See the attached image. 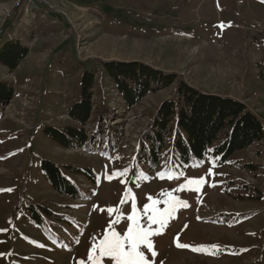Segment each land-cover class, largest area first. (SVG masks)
<instances>
[{"label": "rangeland", "instance_id": "rangeland-1", "mask_svg": "<svg viewBox=\"0 0 264 264\" xmlns=\"http://www.w3.org/2000/svg\"><path fill=\"white\" fill-rule=\"evenodd\" d=\"M51 1L54 10L45 12L19 7V0H0V50L7 43L20 42L29 51L15 69L0 60V81L10 89L0 117V190L11 189L0 191V264H79L81 260L90 264L92 245L112 230L123 235L131 223L127 220L131 200L121 203L128 188L143 225L148 223L143 205L151 203L149 196L164 201L171 192L188 204L177 205L160 229L163 234L151 238L156 257L142 248L150 264H264V138L223 165L209 155L188 169L175 170L163 159L157 170H151L138 159V140L159 105L175 96L178 79L127 107L103 64L139 61L178 74L203 92L243 101L264 122V2ZM86 71L94 72L97 81L94 111L84 126L89 140L85 146L66 148L47 135L46 127L82 128L68 112L79 99ZM101 102L115 110L113 117L103 110L107 125L101 127L110 132L109 146L104 136L94 133L95 125L103 123L97 120ZM170 142L167 137V149ZM42 160L90 168L95 180L71 174L84 194L63 195L45 179ZM141 165L146 168L139 170ZM125 168L127 176L107 179ZM158 172L174 178L160 179ZM200 178L203 184L175 191L180 184ZM197 187L199 191L194 190ZM31 202L70 219L53 227L60 245L30 223L27 204ZM156 207L163 209L165 204ZM108 208L113 209L111 214ZM248 211L256 213L235 219ZM177 244L209 247L192 251ZM103 264L113 262L105 259Z\"/></svg>", "mask_w": 264, "mask_h": 264}, {"label": "trees", "instance_id": "trees-1", "mask_svg": "<svg viewBox=\"0 0 264 264\" xmlns=\"http://www.w3.org/2000/svg\"><path fill=\"white\" fill-rule=\"evenodd\" d=\"M11 25L12 22L5 31ZM28 52V48L20 42L7 43L0 50V60L7 67L15 69ZM103 64L105 75L115 83L127 107L137 105L150 92L169 86L178 79L175 96L159 105L138 140V159L151 170H157L163 159L172 163L175 170L188 169L209 155L218 157L219 164L223 165L237 152L264 138V122L237 98L203 92L178 74L164 72L143 62L106 61ZM96 84L94 72L86 71L81 77L79 99L69 108V116L82 128L70 126L60 130L46 127L47 135L63 147L85 146L89 140L84 126L94 111L92 96ZM9 96L10 89L6 82L0 81V117L2 106ZM103 110L114 116V108H107L101 102L97 109V120L103 123L95 125L94 133L97 132L99 137L104 136L103 141L109 146L110 132L104 130L107 122ZM167 137L171 139L169 149L166 148ZM245 166L254 169L250 164ZM40 167L45 179L57 192L73 198L82 197L84 191L79 180L72 178L71 174L85 175L92 182L95 180V173L90 168L60 166L50 160H42ZM144 167L141 165L139 170ZM27 209L30 223L41 228L54 244L60 245V237L55 234L53 227L58 222L70 223V219L43 204L31 202L27 204ZM255 213H241L235 219L240 221Z\"/></svg>", "mask_w": 264, "mask_h": 264}, {"label": "snow or ice", "instance_id": "snow-or-ice-1", "mask_svg": "<svg viewBox=\"0 0 264 264\" xmlns=\"http://www.w3.org/2000/svg\"><path fill=\"white\" fill-rule=\"evenodd\" d=\"M262 2H264V0H262ZM116 159L120 158L117 157ZM212 163L214 166L215 161H212ZM128 173L129 169L127 168H125L123 171H113L111 175L107 176V179L111 181L117 176H127ZM208 174L212 175L211 168L209 169ZM166 175L167 174L165 172L157 173V177L160 179H164ZM142 176L143 173L140 174V177ZM179 176L182 177L183 173H179ZM140 177H137V179ZM167 178L173 179L174 177L167 175ZM204 182V178L190 179L187 181V183L180 184V186L175 189V191L180 192L188 188L189 185H200ZM121 183H125V181L121 180ZM194 190L199 191V188L197 187ZM0 191H11V189ZM123 195L125 199L121 201L122 204H127L129 200H131V214L127 216V220L131 221V223L123 235L115 230H112L104 235L103 239L100 240L98 245L94 243L87 256V261L90 262V264H103L105 259L113 262V264H150V261L146 257L145 251H143L142 248L151 252V256L153 258L156 257L158 253L154 250V243L151 238L153 236L163 234L160 229L164 228L169 219L173 217V213L177 210V205L181 207H188L187 201L173 197L171 192L167 193L169 199L164 201L153 200V198L149 196L148 200L151 201V203H145L143 205V215L147 219L148 223L147 225H143L141 220L137 218V204L131 188L126 189ZM161 203L165 204V207L163 209H158L156 206ZM112 212L113 209L108 208V213L111 214ZM149 213H151V215H149ZM115 222H119V220ZM153 225H157L158 227L153 228ZM177 246L181 248H191L192 251H204L209 247L206 245L193 247L185 244H177ZM210 247L215 249L216 245H212ZM97 249L98 254H95L97 253ZM79 264H85V261L81 260ZM152 264H154V261Z\"/></svg>", "mask_w": 264, "mask_h": 264}, {"label": "built area", "instance_id": "built-area-1", "mask_svg": "<svg viewBox=\"0 0 264 264\" xmlns=\"http://www.w3.org/2000/svg\"><path fill=\"white\" fill-rule=\"evenodd\" d=\"M25 5L31 9L39 11H42V9H45V12L54 10V5L51 0H19V7H24Z\"/></svg>", "mask_w": 264, "mask_h": 264}]
</instances>
